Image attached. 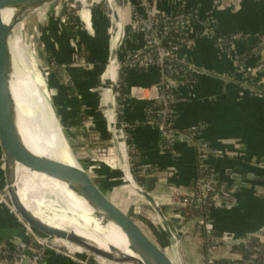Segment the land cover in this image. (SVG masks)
I'll return each mask as SVG.
<instances>
[{"label": "crops", "instance_id": "0c3cea01", "mask_svg": "<svg viewBox=\"0 0 264 264\" xmlns=\"http://www.w3.org/2000/svg\"><path fill=\"white\" fill-rule=\"evenodd\" d=\"M154 2L153 9L167 16L173 11V4H178L176 0ZM194 2L196 6L193 8L196 9L197 18L213 19L219 33L243 31L254 35L264 31V0H219V3H214L213 0H194ZM70 3L71 0L59 1L25 22L23 29L26 28L31 36L29 40L33 44L37 58L40 56L43 60L44 78L51 92L52 105L60 124L69 131L67 135L71 139L79 138L76 132L83 127L86 128L85 123L89 122L101 131L107 140L108 149L103 155L94 156L92 148L86 144L82 146L79 154L86 161V171L94 179L100 176L122 181L121 175L125 177V174L118 163L120 160L124 162L125 159L122 156L120 158V150L112 140V137L114 139L116 137L123 151L122 136L117 133L116 135L114 130L110 131L108 111L104 108L103 114L101 108L106 104L104 76L108 69L104 68V65L110 56L114 25L106 14L105 5L92 4L84 8L77 6L73 10L69 7ZM129 3L130 5L121 6L120 15L125 29L136 12L133 4L130 1ZM134 37L131 46L126 48L141 47V39L138 35ZM189 37L187 44L181 48V54L195 65L194 77L191 83L176 88L179 99L172 105L176 116L174 126L176 129L200 127L203 139L220 150L219 156L208 159L216 176L222 178L228 174L226 170L231 169L245 182L244 186H240L233 181L229 206L216 205L209 211L214 227L213 233L216 235L229 233L233 238H242L264 228V171L254 165L255 160L264 159V94L255 95L243 83L238 82L240 77L235 67L233 52L218 48L211 38L199 34L196 23L192 24ZM129 38L131 39V36ZM30 41L27 40L28 43ZM249 41L253 42L254 37L236 42L234 52L242 50L244 44ZM81 44L88 54L86 60L76 54ZM47 54L50 57L46 56ZM246 54L245 64L253 66L257 56L251 54L250 50ZM54 63L61 66L57 75H53L51 71ZM102 71L100 97L95 84ZM259 72L258 75L256 73L257 81L264 82V69ZM158 77L159 73L154 67L128 70L124 86L127 97L124 107L120 112L117 108L116 112L118 123L122 121L121 126L128 127L129 131L134 133L130 144L124 136L126 147L132 145L133 149L142 154L141 161L150 165L149 170L155 177L154 191L148 192L158 201L161 208L170 210L171 191L185 190L188 187L189 181L196 175V160L194 146L187 140L178 138L173 151L164 149V139L157 128L146 122L151 119L146 115V108L147 104L155 99L153 86ZM117 95L119 94L116 93ZM78 108L88 115V119L83 121L80 128L78 126L80 123L75 119ZM117 127L115 124V129ZM2 176L0 168L1 182ZM113 185V181H108L104 185V191L109 188L111 192ZM115 186L117 187L115 194L120 195L125 208H129L128 202H132V199L144 200L126 177L122 185L119 183ZM11 220H14L11 212L0 206V224ZM164 223L176 227L168 220ZM158 224L156 223L154 231L164 234L165 247L171 249L165 232ZM200 231L201 228L197 225L189 228L182 255L188 259L191 251L196 249L202 264L203 251H200L198 244L194 242V236ZM169 256L174 259L175 255L172 253ZM47 259L49 261L47 264H66V258L51 252L48 253ZM175 259L177 262L178 259ZM189 261L190 259L187 260V264Z\"/></svg>", "mask_w": 264, "mask_h": 264}, {"label": "built area", "instance_id": "2783aa9c", "mask_svg": "<svg viewBox=\"0 0 264 264\" xmlns=\"http://www.w3.org/2000/svg\"><path fill=\"white\" fill-rule=\"evenodd\" d=\"M92 1L100 2L101 0H82L83 4L81 7L92 5ZM102 1L105 2L106 14L110 21L113 22L114 28H116L117 24L114 17L116 12H113V6L115 5L119 10L120 6L130 5L129 1ZM138 1L144 10L145 21L135 12L128 27H130L132 35H138L142 45L135 49L126 48V42L129 37H126V29L123 26V42L119 43L115 58L117 69L143 70L149 67L157 69L159 77L153 88L158 105V119H150V121L147 120L146 122L156 125L161 134L165 136L164 149L173 151L178 140L177 134L185 135L195 149L196 175L193 187H187L185 190H172L169 196L172 208L170 210L162 209L165 217L167 215L181 217L183 226L176 228L171 225H164L160 220L158 224L165 232V237L170 244L171 252L169 255L173 253L175 255L174 258L178 260L181 258L180 256L183 257V244L188 239L189 228L197 225L201 228V231L194 236V242L198 244L200 251H203L204 261L202 264H264V228H260L242 238H233L229 233H222L221 235L213 233V222L209 217L210 209L216 205L229 206L231 204L230 191L227 192L222 184L217 187L219 177L216 176L214 169L208 167L207 164L210 157L220 155V150L213 147L207 140L200 138V127L190 126L186 129H176L174 126L176 116L173 113L172 105L179 99L174 83L176 82L177 87L184 86L191 83L194 77L195 65L181 54V48L187 44L188 38L183 36L173 40L168 37V31L176 27V25L166 24L161 30L156 29L154 26L155 10L151 6L150 0ZM187 1L176 0L180 5H185ZM80 2L81 0H71L69 7L76 9ZM213 2L219 3V0H213ZM116 15L121 18L119 12ZM189 15H180V22L186 25L188 33H190V28L193 24ZM192 15L197 16L196 9H193ZM204 20H198L196 23L199 27V34L209 38L214 37L216 33L214 20ZM250 37H254V41H256L250 50L251 54L257 56L253 66H247L234 52V44L236 42L244 41ZM229 38L230 44L228 48L222 46L225 38L220 36L216 37L215 45L227 52H233L236 70L242 83L247 86L254 82L255 74L264 69V31L254 35L243 31H234ZM142 48H146V51L142 52ZM173 75H179V78H174ZM253 92L255 95H263L254 87ZM116 93L121 96V102L116 103V110L118 108L120 112L124 107L127 94L122 88ZM121 133L124 138V133ZM123 142L125 144V141ZM130 147L134 148L132 145H127L125 149L128 148L129 150ZM254 165L264 171V159L255 160ZM139 166L142 169L150 167L146 162H141ZM0 168L3 173L1 159ZM0 206L6 208L17 217V220L24 228L26 237V239L12 237L0 240V264H47L49 252L71 259L77 264H103L96 258L94 262L82 252L72 250L61 240L34 233L15 211L4 183V175L0 186ZM30 240L35 241L38 246L31 245Z\"/></svg>", "mask_w": 264, "mask_h": 264}, {"label": "water", "instance_id": "95a60500", "mask_svg": "<svg viewBox=\"0 0 264 264\" xmlns=\"http://www.w3.org/2000/svg\"><path fill=\"white\" fill-rule=\"evenodd\" d=\"M59 1L61 0H0V159L3 163L4 183L10 201L17 214L34 233L69 242L77 246V249H79L78 251L80 252H88L116 264H176L174 262L175 260H173L156 241L151 231L145 225L141 224L131 212L125 210L118 201L108 195L96 183L94 177L82 167L78 159L75 157L71 145L66 143L71 156L77 164L76 170L68 168L62 163L51 160L45 155L33 151L24 140L23 134L18 125L17 112L13 107L11 98L10 79L8 75L9 40L17 27L21 26L29 19L43 13L46 9L55 5ZM128 1L133 4L136 13H138L142 17V20L145 21L144 10L140 2L138 0ZM5 9L11 11V17L6 22L3 20L1 14ZM116 16L117 15L114 14L115 19L117 18ZM116 24L118 39H116L113 49H111L108 63L115 61L118 45L121 41L123 42L122 34L124 27L117 19ZM141 51H146V48H142ZM174 86L177 88L176 82L174 83ZM116 89L117 83L116 80H113L110 89V118L108 122L111 132L114 127L113 122L116 119ZM54 114L55 117H57L55 109ZM60 125L61 124L59 123V126ZM154 126L158 130V127L156 125ZM158 132L161 135V138L164 139L165 136L162 135L159 130ZM177 136L178 138L187 140L188 143H191L185 135L177 134ZM112 140L117 146V141H115L114 137H112ZM18 166H23L31 172L40 173L47 177H66L68 178L67 180L75 181L82 192H84V190L87 191L88 195H86L83 200L93 210L92 214H88L87 212L84 213L86 218L91 219L92 221L99 220V224L110 222L123 230L141 246V251L135 250L131 247L128 248L133 254L137 255L139 259L126 254L113 246H109V249L106 250L100 247L94 240L78 234L72 228H61L60 226L48 222L47 220L50 219L51 215L45 208V204H43V202L41 203V201L39 202L37 199L35 200V206L38 213H34L32 210L27 209L21 202L16 187ZM226 172L236 185H245V182L241 181L239 174L232 172L231 169H227ZM129 174L132 176L130 172ZM1 183L2 182L0 181V186ZM134 183L136 186L138 185L136 184V181ZM138 188L150 206L154 209L162 223L168 220L176 227H180L181 217L172 215H167L165 217L161 206L153 195L147 190L142 189V187ZM54 196L55 193L53 195V193L49 191L44 192V198L52 197L71 211V205L66 200V203L63 204L64 199L60 197L59 200V197ZM11 215L14 216V220L0 224V240L10 239L12 237H21V239H24L25 237L23 226L18 222L17 217L14 214L11 213ZM164 225L167 224L164 223ZM21 226L23 229L18 230ZM84 228L88 233H94L92 228ZM30 244L35 247L38 246L33 240H30ZM47 262H49L48 259ZM65 262L66 264H77L68 258L65 259Z\"/></svg>", "mask_w": 264, "mask_h": 264}, {"label": "bare ground", "instance_id": "6f19581e", "mask_svg": "<svg viewBox=\"0 0 264 264\" xmlns=\"http://www.w3.org/2000/svg\"><path fill=\"white\" fill-rule=\"evenodd\" d=\"M113 9L116 14H118V11L121 14V10H118L115 5L113 6ZM1 14L5 22L11 17V11L7 9L3 10ZM118 17L119 16H117L116 19L122 23V19ZM17 31L16 28L9 40L11 50H9L8 55V75L10 79L11 98L13 107L17 112L20 131L23 134L26 144L33 151L43 154L51 160L62 163L68 168L76 170L77 164L66 145L67 142L63 137L64 131L61 128L62 126H59V122L54 114V108L50 101L51 98L49 97L50 91H48L49 94L48 97H46L47 95L44 92H40L36 85V80H39L45 91V87H48L46 86L45 78H43L44 81L42 82L40 76H38L40 75L39 73L34 75L31 66V63L33 67L35 65L33 56L30 54L29 56L31 60L28 61L23 43ZM116 39H118L117 25L112 38L113 42L111 41V49H113ZM14 60H16L17 63H15ZM104 66L108 69L105 74L108 75L107 77L109 79L107 89L109 95L111 82L117 78V66L115 61L111 63H108L107 61ZM107 103L109 105V110H106L108 111L110 118V99H108ZM113 124V130H116L115 134L117 132L119 136H122V126L116 119ZM115 124L118 126L116 129ZM123 141L124 139L122 137L123 151H121L119 142L117 141V147L120 150V158L122 156V158L125 159L124 162L120 160L119 164H121V169L124 171L126 180L141 194L139 188L135 185L129 174L125 154V144ZM67 179L68 178L66 177L58 176L47 177L40 173L31 172L23 166H18L16 187L21 202L27 209L32 210V212L38 213L35 206L36 199L45 204V208L51 215L50 219L48 218L49 220H47L48 222L60 226L61 228H72L78 234L94 240L100 247L106 250L109 249V246H113L124 253L139 259L138 256L133 254L128 248L131 247L135 250L141 251V246L123 230L110 222L99 224V220L92 221L91 219L86 218L84 214L85 212L88 214L93 213V210L83 200L85 196L88 195L87 191L84 190V192H82L75 181ZM46 191L53 193V195L55 193L54 197L62 196L64 204L66 203V200L71 205V211L61 203V206L59 203L57 204V209V207H55V199L52 197L44 198V192ZM83 226L92 228L94 233H88ZM63 242L72 250H79L77 249V246L66 241ZM94 257L103 264H116L95 255ZM174 262L178 264V262Z\"/></svg>", "mask_w": 264, "mask_h": 264}, {"label": "trees", "instance_id": "16d2710c", "mask_svg": "<svg viewBox=\"0 0 264 264\" xmlns=\"http://www.w3.org/2000/svg\"><path fill=\"white\" fill-rule=\"evenodd\" d=\"M151 2V6H152V2H154V0H150ZM92 4H100V2H94L92 1ZM196 4L194 2V0H188L185 5H180V4H173V11L170 15H164L159 11H155L154 12V26L156 29L161 30L166 24H169L171 26H175L171 28L168 31V37H170L173 40H177L183 36H187V38L189 39V33L187 32V27L186 25L183 24V22H180V15H189L190 21L191 23H197V21L199 20L197 18V16L192 15L193 14V7H195ZM153 7V6H152ZM73 9V8H71ZM74 10V9H73ZM201 21H205L204 19H201ZM216 25V24H215ZM26 31V28L25 30ZM126 37H130L131 36V41L127 39V44L126 46H131L133 40L135 39V37L131 34V29L130 27H128L126 29ZM247 33V32H246ZM232 33H228V34H223V33H219L216 30L215 36L212 37V42L215 44V39L217 36H220L222 38H225V42H223L222 46L224 48H228L229 47V42H230V36ZM27 35V34H26ZM30 35H28L26 37V39H28V41H30ZM256 41H249L246 42L244 44V48H242V50H239L238 52H235V54L238 55V57L240 58V60L242 62H245L246 56H247V52L249 50L252 49V47L254 46ZM30 45L32 46L33 49V44L30 41ZM84 46V45H83ZM82 46V44L80 45V47L76 50V54L78 57L84 58L85 60L88 59V54L85 52L84 47ZM49 53V52H48ZM46 56H49L48 54ZM50 57V56H49ZM53 68L51 69L52 74L53 75H57V72L61 70V66L59 64H53ZM128 69L126 68H118L117 69V91H120V89L122 88L123 91H125V80H126V74H127ZM260 73V72H259ZM257 73V75L259 74ZM174 78H179V75H173ZM240 83H242L241 79H239ZM246 87H248L252 93L253 92V87L256 88L258 90V92H261L264 94V82H259L257 81V77L255 74V79L254 82L247 85ZM177 93V92H176ZM116 102L117 104L120 102V96L117 95L116 96ZM147 108L146 109V115L148 117H151V119H158V105H157V100H152L147 104ZM77 114L75 119L77 120L78 123H80V126H82V123L85 119H88V115L86 113H84L80 108L77 109ZM123 111H121L122 114ZM123 114L120 116L122 118ZM63 126V125H62ZM65 129V128H64ZM123 129V133L124 136L126 138L127 143H131L132 142V136L134 135V133L132 131H129V128L126 126L122 127ZM66 133H69V131L67 129L64 130ZM76 135L79 136V138H74L71 139L68 135H66V137L71 140V149L73 150L75 157L78 159V161L80 162V164L82 165V167L86 170V161H84L83 156H81L79 154V151L81 150L82 146H84L85 144L89 147L92 148L91 150H93V155H103L107 149H108V144L106 143V138L103 136L102 132L99 131L96 127H94L93 125H89L86 128H81L78 130V132H76ZM200 138H203L202 136H200ZM164 142V141H163ZM141 155L140 153H138L135 149H129L128 150V157H129V166H130V173L133 177V179L136 181V183L138 185H140L141 187H143L145 190L149 191V192H153L154 191V186H155V177L154 175L150 172L149 169H142L140 168V164H141ZM92 164H94V162H91ZM89 164V163H88ZM208 167H211L209 163ZM95 181L96 183L101 186V188H103L104 190V185L107 184L108 181H113L114 185L119 184V182L121 181L119 179H113L110 177H100L97 176L95 177ZM233 180L229 177V175L227 174L226 176L219 178L218 179V183H217V187L219 184L224 185V189L228 192L231 190V186H232ZM194 184V178H192L189 183H188V187L192 188ZM114 185L111 189L108 188L107 190L105 189V191L109 194L112 195V197L114 199H116L117 201H119L122 205V207L124 209L125 206L123 205V200L122 198H120L119 194H115V189L117 187L114 188ZM113 190V191H112ZM133 203V202H132ZM128 204H130V201L128 202ZM127 204V205H128ZM142 207V208H141ZM144 209L146 211H144ZM134 215L135 217L139 220V222H141V224L145 225L148 229L151 228L152 223L150 222V220L153 217H156L154 214H152V211L147 207H144V205H135L134 206ZM149 211V212H147ZM156 223H159V221H156ZM150 227V228H149ZM23 229L22 226L18 228V230ZM151 233L153 234L154 238L156 239V241L162 246V248L166 251V247H165V239L163 237V233L162 232H158V231H154V227L150 229ZM215 234V233H214ZM216 235V234H215ZM24 239H26V237H24ZM251 242V241H250Z\"/></svg>", "mask_w": 264, "mask_h": 264}, {"label": "rangeland", "instance_id": "374dc122", "mask_svg": "<svg viewBox=\"0 0 264 264\" xmlns=\"http://www.w3.org/2000/svg\"><path fill=\"white\" fill-rule=\"evenodd\" d=\"M83 4V2L81 1L79 4H78V6H81ZM100 4H102V5H104L105 4V2L104 1H100ZM119 6H120V4H118ZM121 7V6H120ZM120 10H121V8H120ZM108 12H110L109 10H108ZM119 12V11H118ZM27 22V21H26ZM24 24V23H23ZM23 24L21 25V26H19V27H17V32L19 33V35H20V39H21V41H22V43H23V46H24V49H25V52H26V55H27V59H28V61H30L31 59H30V54L33 56V58H34V63H35V65H34V67H33V65H32V63H31V66H32V71H33V73H34V75H37L38 73L40 74V75H38V76H40V79L42 80V82L44 81L43 80V78L45 77L44 76V64H43V60L40 58V56H39V58H37V55L35 54V51L32 49V47H31V45H30V43H28L27 42V40L28 39H26V37L29 35L28 34V31H24V29H23ZM115 30V28H113V31ZM27 34V35H26ZM9 49H10V46H9ZM11 50V49H10ZM15 61V63H17V61L16 60H14ZM104 68H105V66H104ZM40 69V70H39ZM41 72H42V74H41ZM102 74H103V71L100 73V76H99V80L96 82V84H95V86H96V90H97V92H98V95L101 97V92H102V90H101V85H102ZM108 75H106L105 74V76H104V81H105V97H106V104L104 105V107L103 106H101V108H102V113L104 114V108L105 109H108L109 110V105H108V103H107V101H108V99H109V95H108V93H107V89H108V82H109V79H108V77H107ZM33 77H35V76H33ZM35 80H36V78H35ZM116 83H117V78H116ZM43 84H45V83H43ZM36 85H37V87H38V90L40 91V92H44L47 96L46 97H48V94H49V90L47 89L48 87H45V91H44V87L42 86V83L41 82H39V80H36ZM117 88H118V86H117ZM116 91H117V89H116ZM51 93V92H50ZM49 97L51 98V94L49 95ZM121 97V96H120ZM50 101L52 102V100L50 99ZM54 107V106H53ZM57 118V117H56ZM58 120V119H57ZM89 121V120H88ZM58 122H59V120H58ZM60 123V122H59ZM91 123H94V122H92L91 121ZM119 124L120 125H123V123H122V121L120 122L119 121ZM85 125L86 126H89V125H92V124H90L89 122H86L85 123ZM62 126V125H61ZM84 128V127H83ZM62 129H63V131L65 130L64 129V127L62 126ZM116 131V130H115ZM121 131H122V129H121ZM123 132V131H122ZM117 133V132H116ZM68 133H66L65 131L63 132V135H64V137H65V140H66V142H67V144L68 145H70V143H71V140H69L67 137L69 136H67L66 137V135H67ZM124 136V135H123ZM126 146V145H125ZM132 148L130 147V150H131ZM134 150V149H133ZM125 152H126V156H127V149H125ZM126 161H127V167H128V171L130 172V166H129V161H128V157H126ZM118 166L121 168V164H119L118 163ZM150 168V167H149ZM148 168V169H149ZM100 170H101V168H99ZM104 169H105V167H104ZM104 169H102V170H104ZM100 170H96L97 172L98 171H100ZM105 171V170H104ZM122 176V181L121 182H119L120 183V185H122L123 184V182L125 181V177H124V175H121ZM132 177V176H131ZM132 179H133V177H132ZM133 181H134V179H133ZM135 182V181H134ZM137 184V183H136ZM138 187H141L140 185H137ZM116 187V186H115ZM114 187V188H115ZM142 189H144L143 187H142ZM57 197H59V196H57ZM61 198H62V196H60ZM60 197L58 198L59 200H60ZM63 199V198H62ZM132 202H130V204H129V208H127L126 207V209L125 210H128L129 212H131L133 215H134V206L135 205H144V207H146V209H147V207L152 211V214H154L156 217H154V218H152L151 220H150V222L152 223V226H151V228H153V226L155 225V227H154V229L156 228V221H159L160 219H159V217L156 215V212L154 211V209L150 206V204L148 203V201L146 200V199H144V200H131ZM55 207H57V209H58V203L59 202H57L56 201V199H55ZM60 204V203H59ZM64 204V203H63ZM160 205V204H159ZM60 206H61V204H60ZM128 206V205H127ZM161 206V205H160ZM65 207V206H64ZM142 208V207H141ZM163 209V208H162ZM8 211V210H7ZM144 211H146L145 209H144ZM147 212H149V211H147ZM135 216V215H134ZM158 217V218H157ZM150 228V227H149ZM150 228V229H151ZM149 229V230H150ZM166 251H167V253L169 254L170 252H171V250L170 249H166ZM82 254H84V255H87V257H89V259L90 260H92V261H96V259H95V257H94V255L93 254H91V253H88V252H82ZM174 258V257H173ZM190 259V261H189V263L188 264H200L201 263V261H200V255L198 254V250H196V249H193V251H191V256H190V258H183V257H181V258H179V260H177V262L178 263H180V264H187V260H189ZM173 260H176L175 258L173 259Z\"/></svg>", "mask_w": 264, "mask_h": 264}]
</instances>
